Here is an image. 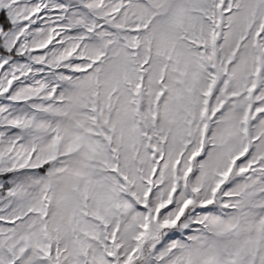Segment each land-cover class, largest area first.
I'll list each match as a JSON object with an SVG mask.
<instances>
[{
	"label": "snow or ice",
	"instance_id": "snow-or-ice-1",
	"mask_svg": "<svg viewBox=\"0 0 264 264\" xmlns=\"http://www.w3.org/2000/svg\"><path fill=\"white\" fill-rule=\"evenodd\" d=\"M0 264H264V0H0Z\"/></svg>",
	"mask_w": 264,
	"mask_h": 264
}]
</instances>
